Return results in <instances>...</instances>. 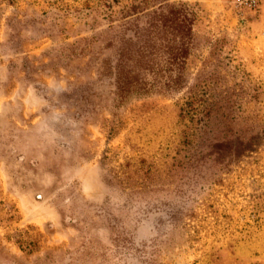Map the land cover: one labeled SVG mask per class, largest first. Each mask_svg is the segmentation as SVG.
<instances>
[{
  "label": "rangeland",
  "instance_id": "obj_1",
  "mask_svg": "<svg viewBox=\"0 0 264 264\" xmlns=\"http://www.w3.org/2000/svg\"><path fill=\"white\" fill-rule=\"evenodd\" d=\"M0 264H264V3L0 0Z\"/></svg>",
  "mask_w": 264,
  "mask_h": 264
},
{
  "label": "trees",
  "instance_id": "obj_2",
  "mask_svg": "<svg viewBox=\"0 0 264 264\" xmlns=\"http://www.w3.org/2000/svg\"><path fill=\"white\" fill-rule=\"evenodd\" d=\"M181 57H183V64H186L184 60L187 59V54L183 53ZM130 61L131 59L128 58V56L122 54L116 67L117 96L121 102L128 100L132 96L150 94L156 89V84L142 77L141 73L137 72L134 67L130 65ZM176 63L177 62H175V64L172 63L171 73L168 76L169 82L165 84V90L176 91L181 88L184 82L183 71L180 70L183 69V66L178 62V67ZM177 67L180 73L178 72L176 74L177 70H174ZM182 105L184 107L182 110L185 111L186 114L191 115L195 121L201 122L209 116L210 111L208 104L199 94L188 96Z\"/></svg>",
  "mask_w": 264,
  "mask_h": 264
},
{
  "label": "built area",
  "instance_id": "obj_3",
  "mask_svg": "<svg viewBox=\"0 0 264 264\" xmlns=\"http://www.w3.org/2000/svg\"><path fill=\"white\" fill-rule=\"evenodd\" d=\"M233 6L239 10H257L264 0H231Z\"/></svg>",
  "mask_w": 264,
  "mask_h": 264
}]
</instances>
